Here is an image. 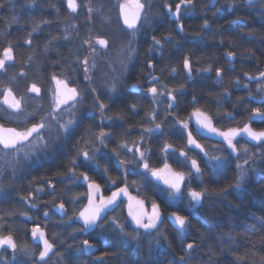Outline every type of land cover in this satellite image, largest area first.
I'll return each mask as SVG.
<instances>
[{
  "label": "trees",
  "instance_id": "obj_1",
  "mask_svg": "<svg viewBox=\"0 0 264 264\" xmlns=\"http://www.w3.org/2000/svg\"><path fill=\"white\" fill-rule=\"evenodd\" d=\"M153 1L150 0L151 3L148 6L158 3ZM163 1L166 0L161 2ZM230 1L228 0L225 6L219 8L210 7L209 4L207 7L206 0H193V6L187 9L184 7L188 14H190L189 9L193 10L191 14L194 17L185 20L182 33H179L172 23L164 25L167 31L172 29L170 34L174 37L164 39L166 53L164 58H160L162 65L158 68H162L161 82L167 86L166 89L175 90L174 96L178 106L174 113L179 119H187L191 108L197 106L209 110L218 118L221 116L225 121L223 113L238 107V97H234L236 99L232 104H228L226 109V104L223 106L225 99L230 98L231 94H236L237 90L230 82L232 79L228 76L227 86L220 87L212 80L215 76V68L223 63L220 57L225 58L223 64L230 63L229 57H224L223 51L238 53V57L240 56L238 69L242 78L246 79L245 72L252 73L263 67L264 4L261 0H254L249 5L243 0L240 8H236L229 6ZM155 5L154 7H157ZM76 14L68 10L66 0H0V52L9 44L13 46L14 61L8 63L4 72L14 76L13 89L19 96L29 95L34 104L48 102L53 90L52 76L54 74L80 83L83 79L82 64L79 59L84 58L82 53L84 41L92 33L102 34L108 38L115 36L109 35L112 31L110 26L104 27L99 24L96 15L89 26L86 17ZM13 17L17 19L13 21ZM155 17L156 15L154 19ZM231 18L236 20H230ZM237 18L240 19L237 20ZM205 19L208 21V28L203 27ZM92 25H94L93 29L90 28ZM166 30H164L165 33ZM28 39L32 41L30 45L25 42ZM148 46L149 43L144 49H148ZM185 57L189 58L191 63L190 75L183 67ZM143 58L147 59L145 56L139 57L138 62L141 63L135 64L125 80L135 81L137 77L134 70L139 67L146 68L147 62L141 61ZM153 60L158 62L157 59ZM256 62L259 63L258 66H255ZM173 68L176 70L175 73L172 72ZM209 68L213 71L211 74L207 70ZM33 83L40 88L39 95L28 91ZM194 97L197 98L195 104L192 101ZM141 98L140 92L126 91L124 97H121L123 104L114 111V115L136 118L134 113L140 109ZM0 120L13 123L5 118ZM165 133H168L167 129ZM186 135L180 131L177 136L165 135L163 138L164 142H174L173 137L177 141L181 140L182 142L177 146L186 149L188 148L185 147L186 141H183ZM76 136L73 132L70 138ZM69 143L76 145L73 141ZM242 145L245 147L244 144ZM248 147L252 149V153L249 154H255V157L254 163L250 161L248 179L241 191H233L229 188L226 196L218 195L221 189L235 184L236 165L243 162L242 152H240V160L236 162L231 160L226 167L219 169L213 176L205 175L206 169H204L203 179L195 183L198 189H207L208 194L203 197L200 207L191 209L188 204L182 210L189 225L186 236L183 238L184 245L186 246L187 243L196 245L190 259L182 251L178 228L167 222L160 225L167 239L160 237L159 246L156 244L155 232L149 236L141 235L137 244L136 241L129 240L121 234L114 225L109 224L105 230V240L98 241L99 250L94 254H87L83 248L84 232L81 225L74 220L69 221L73 216L71 209L64 219H59L53 207L59 201H64L71 208L73 200L83 201L86 193L82 180L73 182L66 178L67 171L72 167L70 163L72 157L66 163L69 151L63 147L57 148V153L53 160L49 161V165L45 164L41 167L46 172V174L41 173V175L45 174L42 178H38L42 182H37L39 189L44 186L47 190L40 202L41 207L49 209V216H54L59 223L47 229L49 237L56 244V250L43 262L33 258L28 262L18 261L15 264H177L181 256L185 257V264H210V262L211 264H264V144L248 145ZM72 152L74 154V148ZM158 153V157L160 155L164 159L167 158L164 151L161 154L159 149ZM80 157L82 158V155ZM172 164L177 169L183 168L175 161ZM107 173L112 175L117 173L116 166L112 162L108 166ZM93 176L101 182L105 181L103 177L95 174ZM46 177L55 183L54 191L48 189L51 184L45 182ZM34 178L31 177V182L24 187H21L23 182L9 183L8 187L11 188L12 193H15L13 195H17V199L11 202L16 206L9 205L10 195H6L3 200L8 205L0 207V216L4 217V221L6 220L5 229L7 225L14 227L15 230L10 228L9 233H12L16 239L20 234H24L23 236L30 240L28 232L24 230L25 225L29 228L30 221L24 219L22 213L27 208L25 202L32 200L37 192V189L32 188V184L35 183L32 180ZM130 180L129 186L134 189ZM152 188L151 184H147V187L140 188L137 193L147 201L155 198L170 208L175 207V205L164 203V199L157 193L155 197V188ZM7 191L6 189V193ZM29 192L34 194L30 195ZM120 209L123 221H128L124 207ZM108 218L105 222H108ZM133 229L134 227L131 226L124 231L132 233ZM1 234H3L2 231ZM213 253H215L214 256Z\"/></svg>",
  "mask_w": 264,
  "mask_h": 264
},
{
  "label": "snow or ice",
  "instance_id": "obj_2",
  "mask_svg": "<svg viewBox=\"0 0 264 264\" xmlns=\"http://www.w3.org/2000/svg\"><path fill=\"white\" fill-rule=\"evenodd\" d=\"M253 0H247V3L251 5ZM261 3L264 4V0H261ZM182 5L187 9L189 6H193V0H180V3H177L175 5V12L173 15L178 20L181 13V7ZM67 6L72 11L75 12L77 10L78 5L76 4V0H67ZM120 15L123 17V23L127 26V29H132V35L130 39L128 40L126 49H122V51H126L127 55L124 59L120 61V73L121 75L127 71V63L131 62L136 55L137 49L132 47L133 42L135 41V33L137 31L136 23L141 19V12L145 9V4H142L139 2V0H134V7L136 9L135 13L133 14L132 18L129 19L128 15L125 12L126 7L128 5L121 4L120 6ZM150 7V6H149ZM231 7V5H230ZM167 9L169 12H172L171 5L167 6ZM92 10L89 9V12ZM13 21H15L17 18L13 17ZM144 21H147V15L144 16ZM178 31L183 32V24H178ZM204 28H208L209 24L208 21L205 19ZM35 30V29H34ZM153 45L149 49L150 52L154 51L157 47H162L161 40L157 39L155 36L152 37ZM27 44H31V39H28L25 41ZM84 44H87L90 49V54L92 55V61L89 62L88 56H85L83 60L80 62L83 66V71L85 73V79L91 81V76L89 73L91 71H94L96 68V54L99 50H106L109 47L108 40L97 37L93 41L92 39H86L84 41ZM232 53H228L229 57H232ZM14 61V54H13V46L11 44L8 45V47L4 48L2 52H0V71H6V68L8 66L9 62ZM149 70L153 69V65L151 61L148 63ZM183 67L187 70L188 74H191L192 68L189 58L185 57L183 61ZM208 71L211 70V68L207 69ZM112 71H116L115 69H112ZM175 69H172V72L175 73ZM217 77H220L221 70L218 68L216 69ZM23 75V73H21ZM247 75V74H246ZM149 76H151V79L148 80V83L152 86L148 88V92L151 94V99L153 103H156L158 100V87L157 84H159V78L156 76L151 75V71L149 72ZM253 77H250L252 79ZM255 79H264V72H260L258 77H255ZM52 80L55 82V89L53 90V106L51 110L44 116H41L40 122L35 123L32 125L31 128H27L24 131H18L15 128H5L3 124H0V145L3 146V149H14L19 154L20 149L17 148L18 144H22L24 141H29L31 144L30 138L34 137L36 141L39 143V145L42 148H47V142L44 141L43 133L46 129V127L50 123H55L58 129L67 134L69 133L73 128H75L77 125H79L83 117L79 115V106L83 104L84 97L80 91H78L77 87L72 86L75 82L70 79H60L55 74L52 76ZM120 86V78L119 76H111L109 81H106L105 88L107 89V92L109 94V99L112 98V94L117 93L118 87ZM133 87H136L133 85ZM166 85H162L159 88V96H163L165 94ZM29 92L36 93L37 95L40 94V88L36 86L35 83L31 85V87L28 89ZM92 92H95L96 89L93 88L91 90ZM0 95L3 96L2 104L7 105L9 109H12L14 112L19 113L22 107V98L17 99L13 89L7 88L5 89ZM168 98L171 101H175L176 97L173 95L172 91L167 92ZM11 98V99H9ZM195 101V97L193 98ZM133 109H135V105L132 106ZM175 107L174 103L168 104V109H173ZM108 110L107 105L103 102H100L99 96L94 97V104L92 113L94 114L96 111L100 114V121L97 127L100 128V131L98 134L93 133L92 129H89L90 133V141L91 138L94 136V141L99 143L100 147H94L91 155L88 151H77V156H83V163L88 164L89 161L93 162L96 168H99V164L95 163V157L97 153L100 152L101 148H107V142L111 140L112 134L109 132L104 131V127H113L114 124L107 123L112 120V117L106 115V111ZM256 112H259V109L254 110ZM68 114V119L63 120V113ZM170 114V113H169ZM193 115H199L198 110L193 113ZM150 120L153 122L154 127L146 128L144 129L147 133H160L161 132V125L159 123H155L157 118V113L154 110L152 113L149 114ZM164 119H167V116L164 117ZM199 124L202 125L204 128H208L209 131L217 133L218 135L222 136L224 138V141L227 143V146L229 149H231L232 153L237 154V160L241 159L240 152H243V162L237 163V176H236V182L234 185H229L228 187H225L220 190L218 195L224 197L228 194V189L232 188L233 191H241L245 182L248 179V171L251 168L250 161L254 163V157L255 154H249L248 149H238L236 143L233 141L235 140L236 136H238L241 132L246 133L248 137L251 138L253 141H257L260 143H264V132H254L251 130V128L248 125H245L243 129H228L227 131H220L214 127L211 126L209 122L197 120ZM175 123H179L182 125V130H186L188 125L187 123L183 121H176ZM127 134V133H126ZM183 138V137H181ZM144 136L141 134L140 140L143 141ZM86 141V142H90ZM195 146V148H199L201 151H203V148L200 144H198L195 139H193L191 132L187 133V144L185 147H191ZM120 148H126L128 152H133V147H129L127 143H122L118 145ZM32 148L34 150H39L36 148V145H32ZM135 153L138 154V159L136 155L133 156V162L137 164L142 163L143 169L146 171L141 173V175L145 176V178L148 177V173L151 174V177H154L157 182H162L167 187L165 189H161L162 191H168L169 192V199L171 201H176L183 198V192H182V185L185 184V174L183 172H172L170 169V165L167 163L164 164L163 168H151L150 164L148 162V159L145 157V152H151V149H145V151H141L139 145L134 144ZM175 152V149H172V146L169 144H165L162 151H164L166 154L169 153V151ZM115 151V150H113ZM29 152L23 153V158L27 159L29 157ZM116 155L119 156V152H116ZM207 155V153H205ZM180 156L185 158V161L182 162L177 158L176 162L178 164L186 163V161L189 159L188 153L185 151L180 152ZM213 159H221L220 157H213ZM73 167L69 168L70 178H76L81 179L84 182H88V192L86 193V199L87 203L83 206L82 210L78 213L77 219L82 222V230L84 232H89L91 230H94L97 227H103V222L107 219L108 212L114 211L115 208L119 207V204H122L124 201L120 199L122 196H127L129 198V212L128 215L131 217L132 221L134 222V229L132 233H126L124 231V226L119 222V220L115 217L112 218L111 223L115 226L116 229L119 230L121 234H123L125 237H127L129 240L136 241L137 244H139V237L141 235L149 236L152 235L153 232L156 233V244L159 246L160 244V237H163L165 240L167 239L164 233L162 232L160 228V206L156 204L155 202H152L151 204V212H148L144 208V201L142 200H136L135 197H131L128 193V187H127V175L132 173L134 169L127 168L124 170L123 176H122V182L124 183V186L121 187L120 184L117 183L115 179H112L111 176L108 177L107 180L104 181L106 185H109L110 189L111 187H114L115 190L111 192L110 196L105 197L100 192V184L96 183L94 180H91L90 177L87 175L86 172L80 173V176H76V168L79 167L77 164L76 159H73L70 161ZM125 164V161L121 160L117 170L119 171V168L122 167ZM191 168L195 169L196 174H200V167L195 159L191 160ZM191 171V170H190ZM108 169L105 168V174H107ZM49 184L51 182L49 181ZM157 188H159V184L156 185ZM3 186H0V192H3ZM38 191H41V189H38ZM208 194L207 189L202 188L201 191H195L191 188L188 189V196L190 197V208L195 209L197 207L201 206V202L204 196ZM31 195V194H30ZM97 200L99 201L97 203ZM119 201V203H118ZM133 201H135L136 206L140 209L139 211H133ZM80 200H73V203H79ZM31 207L35 208L37 207L36 204H31ZM57 211L61 213V215H66L65 206L63 203L59 204L57 206ZM44 216L47 217L48 213L47 211L44 212ZM171 217H174L173 224L178 225V235L181 238V248L184 254L190 259L192 250L195 248V243H187L186 246L184 245V237L186 236L187 228L189 227L187 218L177 215L176 213H172ZM27 219H31V217H27ZM3 230V226L0 225V231ZM143 230V232H141ZM32 236L33 238H37L39 241H42L43 243V250L39 253V261L43 262L45 261V257L48 255L50 251H52V244L49 243V241L45 238L44 232L39 228V226H36L32 229ZM85 245H88V241H84ZM10 248L13 250V253H15V250L17 249V245L15 240L13 239V236L11 233L8 235H0V248L4 247ZM90 247V246H89ZM231 247V246H230ZM26 255L31 256L32 253L28 249L23 250ZM213 256L215 253L212 254ZM13 260L15 262V255L13 256ZM177 264H185V257L181 256L180 260L177 262ZM211 264V262H210Z\"/></svg>",
  "mask_w": 264,
  "mask_h": 264
},
{
  "label": "rangeland",
  "instance_id": "obj_3",
  "mask_svg": "<svg viewBox=\"0 0 264 264\" xmlns=\"http://www.w3.org/2000/svg\"><path fill=\"white\" fill-rule=\"evenodd\" d=\"M122 1H124V0H90V1L86 0L85 4L82 6L81 10L78 13V15L85 14L87 21H88V25L89 24L91 25V23L93 22L94 16L96 15V19L98 20L99 24H102L104 27L110 26L112 28V31H110L109 35H115L114 37L108 38L106 36H103L102 34H97V36L90 35L87 38V39H92L93 41L97 37L104 38V39L108 40L109 47L106 50H99V46H97L98 52L96 54V68L94 71H91L89 73V75L91 76V81L85 79V73L83 71V66H82V79H83L82 83L85 84L86 87L83 89H79V91L82 93V95L84 97L83 104L79 106V115H81V116L85 115V113H92L93 104H94V97H96V96H99V98L101 97L100 102H103L104 104H106L107 108L109 110H112V108H113V110L115 111L119 107V105L123 104V100L121 102V99L117 98L116 95L119 94L121 88L125 87V83H126L125 79L128 76L129 71L138 62L139 57L142 58L143 56H145L147 59H148V57L149 58L151 57L152 52H150L149 49L153 45L152 35H148L145 30L153 28V26L155 24H157L156 21H157L158 17L156 16L155 19H154V16L152 17V9H151V7L148 6L146 13H145L147 15V21L145 22L144 17H143V20L141 21V23H140V25H139L136 33H135V41L132 44V47L137 49L136 55L134 56V58L131 62L127 63V71L121 75V73H120V67H121L120 61L122 59H124L125 56L127 55L126 51H122V49H126L128 40L130 39V37L132 35V31H133V30L130 31L129 29H127L123 25L122 20L120 18L119 5ZM128 1L134 2V0H128ZM142 1L148 2V0H142ZM89 9H91L92 11L89 12ZM145 14H144V16H145ZM153 19H154V21H153ZM92 27H94V25H92L90 28H92ZM96 27L100 28L99 26H95V28ZM147 43H149L148 49H144V47L146 46ZM82 47L84 48V51H82V53L84 54L83 57L88 56L89 62L91 63L93 57L90 54L89 46L87 44H83ZM161 48L159 49V52H162V50H163V53H162V57H160V58H164V54L166 53L165 44H162ZM79 60L81 62L82 57H80ZM143 60H144V58L141 61H143ZM146 60H144V61H146ZM149 61H151V63H154V60L153 61L148 60V61H146L147 64L149 63ZM138 63H141V62H138ZM112 69H115L116 71H112ZM160 70H162V68L159 69V71ZM134 73L136 75L135 77L140 78L142 75L141 68L139 67L136 70H134ZM160 73H161V71H160ZM111 76H119L120 86L118 87L117 93L112 94V98L109 99V94L107 92V89L105 88V83H106V81L110 80ZM61 79H65V78L61 77ZM162 85H164V84L162 83L160 85H157V87H158V100L156 103H152L150 106H152L151 107L152 111L155 110L156 113L159 112L162 115H164V117L167 116V120H168L175 115L174 110H176L178 104L177 103L174 104L175 107L173 109H168V104L173 103V101H171L168 98L167 92L172 91V90L165 89V94L163 96H159V88ZM13 86H15L14 76L11 74L8 75L4 71H0V93H2L7 88L13 89ZM151 86L152 85L150 84L149 87H151ZM129 87H131V86H129ZM93 88L96 89L95 92L91 91ZM54 89H55V82L53 81V90ZM235 89H237V88H235ZM53 90L51 91L50 98H49L48 102L43 103V104H34V103H32L29 95H26V94L21 95L20 99L22 98L21 103L23 105V109H21L19 113H16L12 109H9L7 107V105H3L2 104L3 96L0 95V118H2V119L5 118V119H8L9 121H12L13 122L12 124L15 125L16 127H18V131H24L27 128H31L32 125L30 123H34V124L39 123L41 116L46 115L51 110V108L53 106ZM172 92L174 95L175 90H173ZM196 101L194 102V104L196 103ZM194 107H196V106H194ZM105 114L107 115V111ZM62 115H63V120H61V122H63L64 120H67L69 118L68 114L66 112L63 113ZM86 116L92 117L90 115H86ZM83 120H85V121H83L80 124L79 131L82 132L81 134H84L83 140L86 138L85 145H89V148L86 151H88L89 154L91 155L94 147H100V146H99L98 142L96 145V141H94V136L91 138V141H90V133L88 130L92 129L93 133H95L94 132L95 128L93 127V123L89 122L88 119L85 117L83 118ZM173 121H174V119H173ZM185 123H187V125H188L189 120L186 121ZM86 125H87V127H86ZM75 128H73L69 133L65 134L58 129V127L56 126L55 123H50L46 127V129L43 133L44 141L47 142V148H42L39 145V143L36 141V139L34 137H32V138H30L31 144L29 143V141H24L22 144L17 145V148L20 149L19 154L14 149H0V186H3V189L5 188L3 190V192H0V198L4 197L6 195H10V197L8 198V202L10 203L9 205H15L16 206V204H12L11 202H14L17 199V195H13L15 193H12V190L10 187H8V184L9 183H17L18 181L23 182L21 187H24L27 184H29L30 183L29 179L28 180H26V179L28 178L30 171L32 169L36 168L34 170L36 172V174L38 175L39 173H41V171H43L41 169V167L45 165V164L43 165L44 161L45 162L46 161L51 162L53 160L55 154L57 153L56 149L63 147L64 141L66 139H69L72 136ZM181 130H182V128L179 129L178 134H180ZM104 131L111 133L108 130V127H104ZM124 131L125 130H121V132H124ZM187 132H189L188 127L186 130L181 131V133H184V134ZM126 133L129 134V136H131V133L129 131ZM126 133L124 135H127ZM114 137H115V135H112L111 140H109L110 145L112 143H114ZM147 137L149 138V142H150V139H153V137H155V136H146V138ZM76 138H77V136L75 138H72V141H76ZM86 141H90V142H86ZM196 142L198 144H201V142L199 140H197ZM132 143H133L132 144L133 152H128L126 148L124 150V152H127L130 155V158L127 159L128 163L125 162V164L119 168V171L117 170V173L113 174V179H115V180L116 179H119V180L122 179L124 170L127 168L134 169V171L132 173L127 175V178H128V176H130L129 177L131 179L130 181H132L133 187L136 191H139L140 188L144 189L145 187H147V184H151V186L153 187L152 189L155 188L154 189L155 190V194H154L155 197L158 194V196L160 198L164 199L163 200L164 203L169 204V205L173 204L175 206H178L179 205L178 203L183 198L176 200V201H171L169 199V192L161 190V189H165L166 186H163L162 184H160L158 182L157 183L153 182L149 173H148L149 178L146 179L145 176L141 175V173L145 172L146 170H143L139 165H137V163L131 162L130 159H132V161H133L134 154L136 155V157L138 159V154L135 153V148H134L135 142H132ZM146 144L148 145V141H146ZM166 144H168V143H166ZM32 145H36V148L39 150H34L32 148ZM139 147H140L141 151H145V149H146L145 146L143 147V146L139 145ZM191 147H192V150H191L192 154L194 151H199L198 150L199 148H195V146H191ZM244 148L248 149L249 153H252V149L249 148L248 146H245V147L241 146L240 149H244ZM147 149H150V148H147ZM172 149H174V148H172ZM181 149L182 148L178 147L177 150H175V152H172L170 149L169 153L167 154V158L164 159V161H168L169 158H173V159L176 158L174 160L176 162L177 158H179L177 155H180ZM72 150H73V148H72ZM185 150L188 153L190 148L189 149L186 148ZM214 150H216L215 147H213L211 150V152L213 154L215 153ZM24 152L30 153V155L27 159L23 158ZM124 152L123 151L120 152L122 156L126 155ZM71 153L73 155V156H71L72 160L76 159V161L78 162V165H79V167L76 168V176L77 177H79L80 173H82V170L80 167L81 165H84L87 167H92V170H97L98 172H100V175H104L103 173H105V168L108 169V164L106 163V161L111 159L112 158L111 154H113L112 151L109 149L108 142H107V148H101L100 152L97 153V155L95 157V163L99 164V168H96L94 163L91 161H89L88 164H84L83 163V156H82V158L80 156H77V149H76V154H73L72 151H71ZM205 153L206 152L203 149V155H205ZM220 154H223V152ZM146 155L148 156L149 152H147ZM155 155L156 156L158 155L157 152H155ZM220 158L221 159H219V160L215 159L211 163L212 167H213V171L219 170V169L227 166V159L225 157H220ZM69 159H70V157L66 158L65 162L67 163V161ZM179 160L183 162V159H179ZM117 163H119V162H117ZM118 165H116V169L118 168ZM38 166H39V168H37ZM181 167L184 168V166H181ZM95 175H97V174H95ZM188 175L190 176L191 174H188ZM65 176H66V178H68L70 181H73V182L81 181V179H82V178L81 179L70 178L69 171H67V174ZM136 178H138V179L136 180ZM199 179L202 180L201 178H199ZM36 180H38V178ZM157 184H159V188L156 187ZM4 185H5V187H4ZM37 186H38L37 182L32 184V188H34L35 190L37 189L36 190L37 192L34 195V197L32 198V200H30L29 202L28 201L25 202V205L27 208H26V211L24 210V212L22 213V217L24 219H27V217H31L30 220L27 219L30 221L29 228H27L28 226L25 225V229H24L25 231L28 232V234H30L32 229L36 226H41L42 228L48 229L49 226L59 225L58 220L54 216L50 217L48 214V216L46 218L44 217V212L47 211L49 213V209L41 207L40 202L42 201L44 191L43 190L38 191L39 187H37ZM101 186L103 188V191L105 189H107L104 186L109 187V185H106L104 183V181L101 182ZM6 189L8 190L7 193H6ZM84 189L86 191V186ZM187 189H186V191H187ZM182 192H183V196H184L185 192L184 191H182ZM77 198L78 197H76V199ZM85 198H86V193H85ZM85 198L80 203H73L72 202V206L70 209L73 213V216L69 219V221L74 220V215L76 214L77 210L81 207V205L84 203ZM157 201L158 200H156L154 198V200H151V201L148 200V203L151 207L152 202L156 203ZM33 203L36 204L37 207H35V208L31 207V204H33ZM123 204L124 205L119 206L112 213V216H110L108 218L109 219L108 222H105L106 220L103 222L102 228L97 227L94 231L90 232V237L87 238L86 234L83 233L82 242L84 239L85 240L89 239V240L93 241L94 243H98L97 241H99V240H105V237H106L105 236V230L109 226V224H110V226L113 225L111 223V220L113 217H115L119 220V222L124 226V229L127 227H131L130 226L131 223L129 221H123V218L120 216V210H121L120 208L125 206V203H123ZM76 207H78V208L75 209ZM165 207H168V206L165 205ZM150 210H151V208H150ZM58 218L64 219V218H60V217H58ZM22 232H23V230H22ZM0 235H1V231H0ZM23 235L24 234H20L19 237H17V239H16L17 249L15 250V253H13V251H7V252H4L0 255V264H15L18 261L19 262H28L33 258H37V255H38L39 250H40L39 246L32 243L30 240H27L25 238V236H23ZM24 249H28L29 251H31L32 255L31 256L26 255L25 252L23 251ZM14 255H15V262L13 260Z\"/></svg>",
  "mask_w": 264,
  "mask_h": 264
},
{
  "label": "flooded vegetation",
  "instance_id": "obj_4",
  "mask_svg": "<svg viewBox=\"0 0 264 264\" xmlns=\"http://www.w3.org/2000/svg\"><path fill=\"white\" fill-rule=\"evenodd\" d=\"M88 1H90V0H88ZM154 1L158 2V3H153V5L150 7L152 9V17L154 15H156L158 17V19L156 21L157 24H156V26H153V28L147 29L145 31L147 32L148 35H152V37L155 36L157 39H160L161 43L164 44L163 43L165 41L164 39H166V38L169 39L171 37H174V35L172 36L170 34L172 29L169 31L164 29L165 23H170V24L172 23V25L174 24L176 30H178V27H177L178 24L181 23V24H183V31H184L185 20H187V18H189V17H191V18L194 17V15L191 14V12H193V10L189 9L190 14H188V13H186L184 6L182 5L180 17L177 20L176 17L173 15V13L175 12V5L177 3H180V0H166L163 2H161L162 0H154ZM206 1H207V7L209 4L210 7L222 8L223 6H225V3L228 0H206ZM85 2H86V0H77L78 7H77V10L75 12H72L68 8L67 0H66V6H67L68 10L71 11V13H74V14L77 13L76 15H78L79 11L81 10V8L85 4ZM122 2H128L130 5L134 6L133 1L124 0ZM122 2L120 3V5L122 4ZM139 2L142 4H145V9L141 12V19L139 20L138 24L136 25L137 29H138L141 21L143 20L144 14L146 13V10L148 8V4L151 3V2H149V0H148V2L139 0ZM240 3L242 4L243 0H231L229 6L231 5L233 7L240 8ZM244 3L248 4L247 0H244ZM154 5L157 7H154ZM168 5H171L172 12L168 11V9H167ZM82 15H83V17H86L85 14H82ZM218 16H220V15H218ZM210 18H212V16H210ZM238 19H240V18H237V20ZM230 20H236V18H231ZM221 21H224V20H221ZM227 21H228V19H227ZM124 26L127 28L126 25H124ZM129 30L131 31L132 29H129ZM164 30H166L167 32L165 33ZM178 32L182 33L180 31H178ZM91 35H97V34L92 33ZM152 43H153V41H152ZM160 48L161 47H157V49L152 51L151 57L150 58L148 57V59L146 60V61H148V60L153 61V59L158 60L157 63L155 62V60H154V63H152L153 69L149 70V68L147 66L148 64H146V68L140 67L141 73H142L141 77L137 78L135 81L125 80V82H126L125 87L121 88L119 94L116 95L117 98L121 99V97H124L126 91H132V92H136V93L140 92L141 93L142 98L139 101L140 102L139 103L140 109H138L137 112L134 113L136 118H134V119H132L130 117L127 118L124 115H117L116 116V115H114L113 108H112V110H109V109H108L109 111L107 110V115L112 117V120L108 123L114 124L113 127H108V130L111 132L112 135H115V137H114V143L111 144L112 146L110 145V141H108L109 149L112 151L113 154H111L112 158L107 160L106 163L108 164V166L111 165V162L113 164H115V166H116L120 163L121 160L128 163L127 159L130 158L129 153L124 152L125 148H120V147H118V145H120L122 143H127L129 147H132V144H133L132 142H135L136 145H140L143 147L145 146L146 149L147 148L151 149V152L149 153L148 156L146 155L147 152L145 153V157L148 159V162H149L151 168H161L164 165V163H166V162H170L172 164V162L176 158H174V159L169 158L168 161H164L163 157H161L160 155H159V157L156 156L154 154V152H155V150H157V153H158V151L160 149V153L162 154V149L166 143H168L169 145L172 146V148L177 150V148H178L177 145H179L182 142L181 140L177 141L173 137L174 142H168V141L164 142L163 137L165 135H168L170 137H172L174 135L175 136L179 135L178 133H175V131H178L180 128H182V125L179 123H175V122L176 121H183V122L185 121L186 122L189 120V123H188L189 132H191L192 137H193V139H195V141L199 140L201 142L200 145L202 146L204 151L207 153V155H203V151H201L200 149H198L199 151H194L192 154L191 153L192 147H190V150L188 152L189 159L186 161V163L179 164L181 166H184V168L177 169L172 164L173 167L178 172H183L185 174V184L182 185V191H184L185 194L183 196V199L178 203L179 204L178 206H180V208L178 206H175L174 208L173 207L170 208L168 206L169 208H166L165 204H162L160 201H157L156 204H158L160 206V210L164 214V217L162 219V223L167 222V223H170L172 226H174L172 224L170 218H169L170 214L171 213H178V214H181L182 216L186 217L185 213H182V210L184 209V206H187L188 204H190V197L188 196V189L191 188V189L200 190L195 186V183L200 180L199 178L203 179V172L202 171L204 169H206L204 174L207 176H209L208 174H210V176H213L217 173L218 170L213 171V167L211 164L215 160V159H213V157H225L227 159V165L230 163L231 160H234L235 162L237 161V158H236L237 154L231 152V149L228 148L227 143L224 140L212 138V137H207V136H202L201 134L198 133L197 129L194 126L192 118L190 117V113L196 109H199V110L203 111L204 113H207L208 116L213 121L214 128L219 129L221 131H226L228 129H237V128L240 129V128H243L245 125L250 126L252 129H254L256 131H264V99H261L264 96V79H255V77L259 76L260 72H264V64H263V67L259 69V71H252V73L245 72V74H247L246 79H245V78L240 77V71L238 69L239 68L238 63L240 62V56L238 57V53L235 51H229V50L223 51L224 57L225 56L227 57L228 53H230V52L233 54L232 57L228 56L230 63H227V65L223 64L225 58L220 57V60L223 61V63L220 64V66H218L215 69L219 68L221 70V75H220V77H217L216 70H215V76L212 77V80L216 84H218L219 87L220 86H227V84H228L227 77L229 76L232 79L230 81L231 84L233 85L232 87L237 88L236 94H234V95L231 94L230 98L224 100L223 106H225V104H226L225 109L228 107V104H232L234 102V100L236 99L234 97H238V99H239L238 107H235V110H233V109L227 110L223 113L226 120L224 121V118H222L221 116H219V118H218V117H216V115L211 113L209 110H206L202 107H197V106L191 108V110L189 112V117L185 120L179 119L175 115L172 118L167 120V119H164V115L157 112V118H156L155 123H159L161 125V132L160 133H155V132L154 133H147L144 131V129L154 127V124L150 120V117H149V114L153 112L152 108H151L152 106H150L153 102L151 99V94L148 92V88L150 85L148 83V80L151 79V76H149V72L151 71L152 76H156L159 78V84H157V85H160L163 83V82H161V73H160V71L162 72V70L159 71L160 68H158V66L162 65V61H160V57H162L163 50H162V52H159ZM254 64H255V66L259 65V63H257V62ZM236 69H238V70H236ZM212 72L213 71L210 70L209 74H211ZM250 77H253V78L250 79ZM58 78L61 79V77H58ZM82 81L80 83L75 82L72 86L77 87V89L79 91V89H83L86 87V85L83 84ZM133 85H135L136 87H133ZM129 86H131V87H129ZM15 94H16L17 99H20V96L16 92H15ZM196 100H197V98H195V101ZM192 101H193V103L195 102L194 99ZM173 103H176V100L173 101ZM21 109H23V105H22ZM256 109H259V112L254 111ZM86 115H90L92 117H89V116L87 117ZM82 117L87 118L89 122L93 123V127L95 128L94 132H95V134H98L100 131L99 130L100 128L97 127V125L99 124V121H100L99 113L97 111L94 114L93 113H85V115H82ZM173 119H174V121H173ZM83 121H85V120H82V122ZM0 123L5 124L7 126H14L18 130V127H16L12 123H6L2 120H0ZM165 123H167V124H165ZM30 124L33 125L34 123H30ZM80 124L77 125L73 131L78 136L76 138V141H73V142H75L76 145L69 143V141L72 142V138L66 139L63 143L64 144L63 149L65 148L66 151H69V153H68L69 157L73 156L71 153V151H73L72 148H74V154H76V149H77V151L78 150L86 151L89 148V145H85V139L83 140L84 134H81L82 132L79 131ZM165 125H167L168 127H166ZM86 127H87V125H86ZM166 129H167L168 133H165ZM121 130H125V131L121 132ZM128 131L131 133V136H129V134L124 135ZM141 134H143V136H144V140L142 142L140 140ZM146 136H155V137H153V139H150V142H149V138L148 137L146 138ZM146 141H148V145L146 144ZM183 141H186V144H187V135H186V139H184ZM233 142L236 143L238 149H240L241 146H243L242 144H244L245 146L264 144V143H260V142L252 143V142L248 141L242 134H239L238 136H236V138ZM96 145H97V142H96ZM213 147L216 148V150H214L215 151L214 154L211 152ZM0 149H3L2 145H0ZM188 149H189V147H188ZM113 150H115V151H113ZM121 151H123L126 155L122 156L120 153ZM180 151L186 152L185 149H181ZM116 152H119V156L116 155ZM222 152H223V154H220ZM177 156L179 157V159H183V162L185 161L184 157H181L180 155H177ZM192 159L197 160L198 165L200 167V174H196L195 169L191 168V160ZM130 160H131V162H133L132 159H130ZM116 161L119 163H117ZM44 164H46V166H48L49 161H46V162L44 161L43 165ZM77 164H78V162H77ZM137 165H139L143 169L142 163L137 164ZM80 167H81L82 172H86L91 180H95V181H98L101 183V181L98 178H95L93 176L94 174H97V176L103 177L105 180H107L109 176H111L113 179V175L111 173L110 174L103 173L104 175H100V172H98L97 170H92V167H87L84 165H81ZM37 168H39V166ZM35 169L36 168H34L30 171V174L28 175L29 181L31 182V179H30L31 177H33V178L35 177L34 179H32L35 181V183L40 182V181L42 182V180H39V179L42 178L46 174V172L41 171V173L44 172L45 174L41 175V173H39L37 175L36 172L34 171ZM143 170H145V169H143ZM188 174H191V175L189 176ZM150 176H151V174H150ZM129 177L130 176H128L127 181H126L127 186L132 191H135L134 189H132L129 186V183H128V181L130 180ZM37 178H39V179L36 180ZM151 179L153 182L157 183V181L155 180L154 177H151ZM43 181H44V178H43ZM46 181L49 182L50 180H48L46 177L45 182ZM116 181L120 185L124 184L122 182V179H120V180L116 179ZM158 183L162 184L163 186H166L162 182H158ZM82 184H84L86 186V182H83V180H82ZM53 185H55V183L51 182V186H49L48 189H50L51 191H54ZM107 188L108 189L104 190V194H108L114 189V187H111V189H110V187H107ZM40 189L44 191V194L47 192V190L44 186ZM186 189H187V191H186ZM86 190H87V187H86ZM29 193L34 194L33 192H29ZM3 198L4 197L0 198V207L8 205L4 202ZM125 202L126 201H124L123 203H125ZM123 203L119 204V206L124 205ZM65 204L67 206L68 213H69L70 208H69L67 203H65ZM172 206H173V204H172ZM150 208L151 207L149 205V212H151ZM56 213H57V211H56ZM5 223H6V220L4 221V217L0 216V225L3 226V224H4V228L2 230L3 234H1V235H4V236L9 234L10 228H11V230H15V228L11 227L10 225H7V229H5ZM160 225H161V223H160ZM11 235L13 236V239L16 242V237L13 234H11ZM16 245H17V242H16ZM7 251H13V250L10 248H7L5 246L4 248H0V255L4 252H7Z\"/></svg>",
  "mask_w": 264,
  "mask_h": 264
},
{
  "label": "water",
  "instance_id": "obj_5",
  "mask_svg": "<svg viewBox=\"0 0 264 264\" xmlns=\"http://www.w3.org/2000/svg\"><path fill=\"white\" fill-rule=\"evenodd\" d=\"M76 4H77V0H76ZM122 4H124V5H128V7H126V9H125V12H126V14L128 15L129 19H131L132 16H133V14H134L135 11H136L135 7L132 6V5H130L128 2H122ZM121 19H122V22H123V17H122V16H121ZM138 22H139V21H137L136 25L138 24ZM123 24H124V23H123ZM179 24H181V23H179ZM13 92H14V91H13ZM14 94H15V92H14ZM15 96H16V94H15ZM16 98H17V97H16ZM9 99H11V98H9ZM261 99H264V96H263ZM197 110H198L199 115H193V113L196 112ZM190 117L192 118V121H193V123H194V126H195V128L197 129V131H198L199 134H201L202 136H207V137H212V138H217V139L224 140V138H223L222 136L218 135L217 133H214V132L209 131L208 128H204V127H202V125L199 124V123L197 122L198 119L201 120V121H206V122H209V123L211 124L212 127H214V125H213V121L211 120V118L208 116L207 113H204L203 111H201V110H199V109H196V110H194V111H192V112L190 113ZM0 124H2V123H0ZM3 125H4L5 128H15L14 126H7V125H5V124H3ZM249 127H250V126H249ZM250 128H251V127H250ZM15 129H16V128H15ZM240 129H243V128H240ZM218 130H219V129H218ZM251 130L254 131V132H257V133H259V132H264V131H256V130H254V129H252V128H251ZM220 131H221V130H220ZM226 131H227V130H226ZM240 134H242V135H243L248 141H250V142H252V143H258L257 141H253V140H251V138L248 137L246 133L241 132ZM196 161H197V160H196ZM197 163H198V162H197ZM167 164L170 165V169H171L172 172H177L176 169L173 167V165H172L170 162H167ZM163 166H164V165H163ZM163 166H162L161 168H163ZM94 181H95V180H94ZM83 182H84V181H83ZM95 182L100 184V192H101L105 197L110 196V195H111V192L115 190V188H114L110 193H108V194H104V193H103V190H102L101 183L98 182V181H95ZM87 184H88V183H87ZM120 186L123 187L124 184H122V185H120ZM127 187H128V186H127ZM193 190L198 191V190H196V189H193ZM87 192H88V187H87ZM128 193H129V195H130L131 197H135L136 200H142V201H144V208L149 212V206H148V204H147V201H146L142 196H140L139 194H137L135 191L130 190L129 187H128ZM120 199H122V200H126V212H127V215H128V212H129V207H128V204H129V198H128L127 196H122ZM98 202H99V201L97 200V203H98ZM61 203L64 204V206H65V211H66V215H67V213H68V209H67V206H66V204H65L64 202H59V203L55 206V209H56V211H57V206H58L59 204H61ZM86 203H87V200H86V202L84 203V205H85ZM118 203H119V201H118ZM132 203H133V211H139L140 209L138 208V206H136L135 201H133ZM84 205H83V206H84ZM83 206L78 210V212H77L76 215H75V220H76L78 223H80L81 225H82V222L79 221V220L77 219V216H78V213L82 210ZM159 210H160V209H159ZM110 212H112V211H109L108 214H109ZM57 213H58V215H59L60 217H64V216H66V215H61V213H60L59 211H57ZM171 214H172V213H171ZM171 214H170L169 218H170V220H171V222H172V224H173V219H174V217H171ZM176 214L182 216L181 214H178V213H176ZM128 217L130 218L131 223L134 225V222L132 221L131 217H130L129 215H128ZM163 217H164V214H163V212L160 210V223H161ZM183 217H184V216H183ZM173 225H174V224H173ZM134 226H135V225H134ZM174 226H175V227H178V225H174ZM40 229L44 232V234H45V238H46V239L49 241V243L52 244V246H53V247H52V251H50V252L48 253V255L45 257V260H46V259H47L48 257H50L51 254L56 250V244H55V243L49 238V236H48V234H47V231H46L45 229H42V228H40ZM91 231H92V230H91ZM89 232H90V231H89ZM30 239H31L32 242L37 243V244H39V245L41 246V251L43 250V247H44V246H43V243H42V241H39V240H38V237H37V238H33L32 233H31V235H30ZM86 240L88 241V245H85L84 242H83V245H84V247H85V252H86L87 254H94V253H96V252L99 250V245H98V243H94L93 241H91V240H89V239H86ZM84 241H85V240H84ZM89 246H90V247H89ZM38 260H39V255H38Z\"/></svg>",
  "mask_w": 264,
  "mask_h": 264
}]
</instances>
